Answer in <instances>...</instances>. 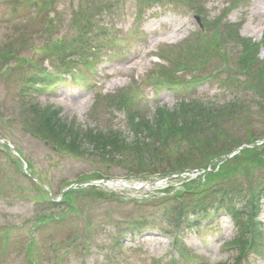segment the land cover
<instances>
[{"label": "rangeland", "instance_id": "obj_1", "mask_svg": "<svg viewBox=\"0 0 264 264\" xmlns=\"http://www.w3.org/2000/svg\"><path fill=\"white\" fill-rule=\"evenodd\" d=\"M17 1H9L12 4L17 3L15 9L11 3L0 4L1 61L5 60L3 56L7 58L6 63H0V134L6 143H13L23 155V158L17 157L14 146L11 148L0 142V249L5 245V237L11 238V240L9 238L11 249L6 253L2 252L0 264H32L33 260L36 264H173L179 259V254L172 246L173 238L166 231L146 234L139 240L127 238L125 247L121 249V246H118L119 251L116 255L110 252L111 246L113 248L115 245L112 241L116 240L114 226L139 217L152 218L153 215L150 214L155 208L146 204V201L158 198L159 190L166 186V182L162 185L139 186L136 189L112 187L106 182L98 184L99 190L113 195L114 201L109 199L84 201V208L90 209L94 214L92 228L97 229L99 225L109 222L106 233L97 236L87 253L76 248L73 252L67 253V248L62 247L68 236L73 237L74 234H70L71 232H81L84 229V221L75 214L67 216L58 226L44 225L31 235L36 219L42 214L35 204V197L43 195L46 188L59 192L67 183L94 172L100 173L104 179L120 178L136 186L143 182L161 180L165 175L159 172L160 174L143 179L129 176L131 164L134 163L128 161L127 155V160L117 157L113 163H109L108 160L102 162L96 156L87 155L85 152L72 154L50 150L44 146L40 135L34 138L26 133L24 127L41 129L39 122L47 116L42 107L62 106V117L69 122H75V127L97 125L101 131L116 128L126 140H134L123 108H116L118 95L110 96L114 100L113 105H110V99L105 97L120 90H126L134 97L139 86H143L146 88L145 92L141 89L138 92L141 101L148 102L151 106L152 102H156L171 107L175 103L172 93L163 87L153 89L146 79L148 74L160 70L161 66L170 68L172 65V62L158 60L159 51L165 49L162 50L164 56L174 59L176 50L173 47L199 28L195 15L213 19L228 6L230 9L227 10L226 20L242 22L241 34L258 41L264 33V0H248L246 7L229 5L233 0H208L203 15L179 5L142 8L135 5L136 0H127L124 7L116 9L111 14L99 13L94 18V28L98 29L94 34L99 35L101 28L104 27L108 35L100 39L101 45L98 48L79 54L77 51L74 55L71 64L75 70H80L78 76L84 78L80 85H60L53 89L46 87L42 93L36 91L34 94H25L21 91L22 75L14 72L20 57L28 58L34 63V69H38L41 64L39 57L44 51L42 46L46 47L49 44L48 39L53 37L60 41L72 33L69 25L72 11L76 10L80 3L92 1L96 4L106 0H55L49 16L37 13L35 7L27 5L28 0ZM52 17L56 19L53 24ZM59 19L62 22L53 31L54 35H51L49 28L56 25ZM53 56L55 57L52 59L59 57L56 54ZM259 57L264 59V50L260 51ZM58 62L53 65H58ZM217 64L215 61L211 68ZM42 65L50 67L48 62ZM28 69L22 65L19 67L20 71ZM33 72L32 69L31 73ZM201 84L197 94L199 99L216 104H224L231 100L233 95L231 91L220 88L217 81ZM93 91L97 93L93 94ZM247 96L250 97V94ZM244 98L248 100L245 94L242 95L243 100ZM34 101L40 104L32 105ZM250 101V108L246 110L247 117L242 118L245 113H239L238 117L241 119L224 124L220 133H216V130H206L190 138L178 135L175 142L173 139L166 141V147L171 143L172 148H167L170 154L161 169L168 172L176 170L177 173L174 174H178L169 181V184L176 190L181 188V183L186 177L180 174L181 171L188 172L202 164V153L204 155L211 153L208 146L210 141L217 147L215 151L221 152L223 144L234 146L236 143L230 140L236 138L244 142L249 132L254 136H264V110H260V106L252 102V99ZM35 106L39 108L35 109ZM80 145L86 148L88 146L82 139ZM13 156L18 159L17 163L9 159ZM21 158H25L28 163L25 160L23 164ZM146 163L150 164L148 161ZM23 172L27 175L25 176ZM28 173L36 177V180H32ZM261 208L259 218L264 220V201ZM50 211L57 215L64 212L65 207ZM208 220H214V227L206 230L205 239L200 237L201 229H189L184 235L192 254H202L204 260L193 262L179 259L177 264H219L225 260L228 264L236 262L238 249L224 247V244L235 235L231 217L226 215L223 209L215 216H209ZM31 238L32 253L25 249L21 253L19 246L23 244L26 247ZM69 243L70 241L67 242ZM56 244L59 248L53 251L51 247ZM99 244H106L103 250ZM127 253H130V256L125 258ZM244 263L264 264V258L252 252Z\"/></svg>", "mask_w": 264, "mask_h": 264}, {"label": "trees", "instance_id": "obj_2", "mask_svg": "<svg viewBox=\"0 0 264 264\" xmlns=\"http://www.w3.org/2000/svg\"><path fill=\"white\" fill-rule=\"evenodd\" d=\"M218 35L221 36V39L225 38V36L221 33H219ZM231 37H232V34H229L227 36V38H231ZM243 44H244V50L240 57V63L242 66H244L246 60L248 59V55L252 47V44L248 40L243 39ZM209 50L210 48L207 45V49L205 52H201V51L196 52V49H195L193 50L195 54L189 53V54H193L192 56L189 55V57L196 59L197 62L199 61L198 64L195 66V69L198 70V69H202L203 67H205V65L207 64V61L209 60V57L212 55ZM191 101L193 102L184 103V104H188L186 108L188 111H191V115L193 117L192 121L186 125L188 126L190 133L197 134L199 131L207 129L212 124H214L213 125L214 128H218L219 123L216 120V118L218 117V112L211 110V109L206 111L203 108L201 103L198 104L196 103L195 100H191ZM58 114H59L58 110H53L46 116L44 120H42V122H40L41 128L43 129V131H45L48 135H50L57 142L59 141L62 143V145H67L71 148H76V147H80V142L82 139V140H85L86 143L89 144L90 146H94L98 149L100 147L105 148L107 146L106 144L103 143L107 139H105L104 137H101L102 136L101 134L98 135L97 133H95L94 128L89 127L88 130L84 129L82 133L84 136L83 135L81 136L77 131H73L74 129L73 126H68L66 122L62 121V119L59 117ZM158 114H159V118H164V115H163L164 110L163 111L159 110ZM178 114L179 112L177 111L176 116ZM221 116H222L221 118H223L225 115H221ZM141 124H145V122H143V119H141L140 122L137 123V127H139ZM186 126H184V128ZM170 129L183 131V126L178 125L176 122H173L172 128ZM157 138H162L160 133L158 134ZM116 144L117 146H121L119 141H116ZM148 147L149 145H146L147 149ZM260 153H261V149L259 148H253V149L246 150L240 157L236 158L238 160V163L235 169H237V167L240 165L239 161L242 158L247 159L250 165L257 166V158L259 161L261 160ZM230 169H231L230 165H227L223 169L224 175H228ZM248 179H249V185H248L247 190H244L242 186L236 185L234 183L227 184L226 189L230 192L239 193V194L247 191L248 193H244L243 195H246L248 197H251L252 199H255L259 192L264 191V177L255 178V177L250 176L248 177Z\"/></svg>", "mask_w": 264, "mask_h": 264}]
</instances>
